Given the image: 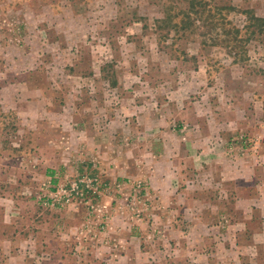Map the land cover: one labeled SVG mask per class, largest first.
I'll return each mask as SVG.
<instances>
[{
  "label": "rangeland",
  "instance_id": "obj_1",
  "mask_svg": "<svg viewBox=\"0 0 264 264\" xmlns=\"http://www.w3.org/2000/svg\"><path fill=\"white\" fill-rule=\"evenodd\" d=\"M204 1L0 0V264H264V0Z\"/></svg>",
  "mask_w": 264,
  "mask_h": 264
},
{
  "label": "trees",
  "instance_id": "obj_2",
  "mask_svg": "<svg viewBox=\"0 0 264 264\" xmlns=\"http://www.w3.org/2000/svg\"><path fill=\"white\" fill-rule=\"evenodd\" d=\"M186 1H188L187 9L180 11H172L164 19L156 20V23L167 25L176 28L177 30L187 31L190 28L194 29V27H196L195 19L199 20L200 22V19L203 18L201 15H203L204 12H207V14H205V19H207L212 17V14L210 13L211 10H228V12H231V10H233V7L230 6L212 7L209 5V3H207V1L204 0ZM198 6L202 8L199 9L200 11L197 9L199 8ZM228 12L225 13L224 19L225 17H227ZM196 14H199L200 16H195ZM243 14L247 16L249 22L253 20L255 23H260V26H264V19L256 17L251 11H243ZM217 26H220L222 29V34L220 35L222 36V38L220 39L221 42H223V44L227 46V49H229V52L231 54H238L236 48L238 47V43L240 44L243 41V38L240 36V29L233 26L232 23L229 21H226L225 24Z\"/></svg>",
  "mask_w": 264,
  "mask_h": 264
},
{
  "label": "crops",
  "instance_id": "obj_3",
  "mask_svg": "<svg viewBox=\"0 0 264 264\" xmlns=\"http://www.w3.org/2000/svg\"><path fill=\"white\" fill-rule=\"evenodd\" d=\"M220 176H222V173H220ZM234 177H236V175H234ZM235 179V178H234ZM164 182L166 181V179H163ZM164 184V188L165 189H168V186H167V183H163ZM257 207V206H256ZM263 216H261L262 218ZM260 230L256 233L257 235H261L263 238H262V241L260 242V245L264 244V217L263 219L260 221ZM254 234V235H256ZM256 243V242H255ZM258 244V243H256ZM258 245H255V247H257ZM262 252H263V256H264V248L262 249Z\"/></svg>",
  "mask_w": 264,
  "mask_h": 264
}]
</instances>
